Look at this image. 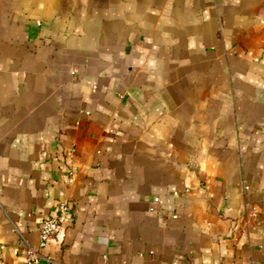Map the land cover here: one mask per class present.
Masks as SVG:
<instances>
[{"label": "crops", "instance_id": "crops-1", "mask_svg": "<svg viewBox=\"0 0 264 264\" xmlns=\"http://www.w3.org/2000/svg\"><path fill=\"white\" fill-rule=\"evenodd\" d=\"M29 246L264 264V0H0V264Z\"/></svg>", "mask_w": 264, "mask_h": 264}, {"label": "built area", "instance_id": "built-area-1", "mask_svg": "<svg viewBox=\"0 0 264 264\" xmlns=\"http://www.w3.org/2000/svg\"><path fill=\"white\" fill-rule=\"evenodd\" d=\"M74 175L71 181H73ZM57 214L53 217L45 219L40 227V247L45 248L49 244L51 238L60 232L62 228V218L68 212V204L64 199H60L57 207ZM28 264H37L41 258H43L42 253L33 247H28Z\"/></svg>", "mask_w": 264, "mask_h": 264}]
</instances>
